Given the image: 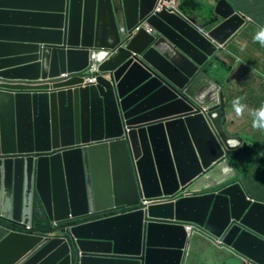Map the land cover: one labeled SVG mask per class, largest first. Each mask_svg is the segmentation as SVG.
Segmentation results:
<instances>
[{"label": "water", "instance_id": "1", "mask_svg": "<svg viewBox=\"0 0 264 264\" xmlns=\"http://www.w3.org/2000/svg\"><path fill=\"white\" fill-rule=\"evenodd\" d=\"M12 1L40 8L0 17L44 24L0 25L37 39L0 40V264H188L194 234L264 264V202L229 159L243 142L214 79L243 15L228 0L212 22L153 12L158 0ZM136 207L49 237L7 228Z\"/></svg>", "mask_w": 264, "mask_h": 264}, {"label": "crops", "instance_id": "2", "mask_svg": "<svg viewBox=\"0 0 264 264\" xmlns=\"http://www.w3.org/2000/svg\"><path fill=\"white\" fill-rule=\"evenodd\" d=\"M194 1L201 3L205 8L191 12L188 15L201 21L208 17V14L209 16L211 13L213 14L215 3L218 0ZM228 2L238 14L243 15L245 24L230 38L225 45V51L217 57L216 66L218 71L214 79L220 85L219 100L224 109V118H222L224 128L230 137L239 138L243 145L248 144L249 153L254 156L250 159V161H253L254 168L252 167V170L254 171L258 168V165L264 164V132L252 127L253 117L250 114L252 111L264 106V83L262 82L264 79V46L254 40L257 31L264 27V0H243V3L250 8L251 19L246 14L238 11L234 0H228ZM0 7L19 8L25 11L40 8L34 3L12 0H0ZM1 24L31 28L44 23L35 22L28 18L5 16L0 17ZM0 40L27 43L37 39L29 32L0 31ZM12 52L9 51V53ZM218 60L222 62V65L218 64ZM236 98H240L241 103L247 106L242 117H236L232 110V102ZM193 240L196 243L211 246L219 254L217 259L226 262L228 260L237 261V264H249L231 251L212 243L201 234H195ZM188 264L197 263L196 261L191 262L189 259Z\"/></svg>", "mask_w": 264, "mask_h": 264}, {"label": "trees", "instance_id": "3", "mask_svg": "<svg viewBox=\"0 0 264 264\" xmlns=\"http://www.w3.org/2000/svg\"><path fill=\"white\" fill-rule=\"evenodd\" d=\"M234 3L236 4L238 11L246 14L248 17L252 16L249 6L245 5L243 0H234ZM203 8L205 7L201 3L194 0H181L179 4V11L183 14H189ZM206 18L212 22V13L210 16L208 14V17ZM218 64L222 65V62L218 60ZM220 110L222 118H224L222 104H220ZM249 149L248 144H245L239 150L229 153V159L239 170H241V183L248 195L255 200L264 202V164L258 165V168L253 171V161H250L247 157V155L250 154ZM243 154L247 155L244 156ZM32 232L49 234L50 232H53V226L47 218L36 216L32 226Z\"/></svg>", "mask_w": 264, "mask_h": 264}, {"label": "built area", "instance_id": "4", "mask_svg": "<svg viewBox=\"0 0 264 264\" xmlns=\"http://www.w3.org/2000/svg\"><path fill=\"white\" fill-rule=\"evenodd\" d=\"M179 2L180 0H158L156 5L153 8V12H160L162 10H168V11H178V6H179ZM144 28V30L147 33L151 32V28L150 27H144L143 25H138L135 28V33L139 32L140 29ZM85 78H84V85H93L96 84L97 82V77H98V70L94 68L93 65H89V67L86 69L85 71ZM60 76H66V73H62ZM262 82L264 83V79L262 80ZM202 111H205L204 109ZM175 198H177V195L174 196ZM151 202H157V200H146V199H142L141 200V205L143 208L148 206L149 204H151ZM139 207L136 208H132V209H124V210H119V209H114L111 212H108L104 215H95V214H89L88 217L79 220V221H73V218L70 216L68 222H66L63 225H60L58 223H52L53 229L59 230L60 228H63L65 230H71L74 227L80 226V225H85V224H89V223H93V222H97V221H102L105 219H110V218H115L117 216H121V215H125L129 212H134L136 210H138ZM9 229V231H11L12 233L15 234H21V235H28V236H43L45 235L46 237L49 236H53L55 235L53 234H41V233H33L32 232V227L31 226H26V227H22V226H13V225H7ZM184 229L186 232H188V234L190 235L192 233V227L190 226H184Z\"/></svg>", "mask_w": 264, "mask_h": 264}, {"label": "clouds", "instance_id": "5", "mask_svg": "<svg viewBox=\"0 0 264 264\" xmlns=\"http://www.w3.org/2000/svg\"><path fill=\"white\" fill-rule=\"evenodd\" d=\"M181 1V0H180ZM180 4V2H179ZM178 11H179V6H178ZM175 11V12H178ZM180 12V11H179ZM249 19H251L249 17ZM202 31V30H201ZM254 40L259 42L262 46H264V27H261L257 33L254 36ZM246 105L241 103L240 98H236L235 100H233L232 102V110L235 113L236 117H242L245 110H246ZM251 116L253 117V121H252V127L254 129H258V130H264V106H262L261 108L252 111ZM242 148V147H241ZM253 199V198H252ZM255 200V199H254ZM10 226V225H9ZM32 227V226H31ZM8 228V227H7ZM10 229V228H8ZM185 230V229H184ZM53 231H55L53 229ZM195 235V234H194ZM193 235V236H194ZM215 244V243H214ZM217 245V244H216ZM223 248V247H221Z\"/></svg>", "mask_w": 264, "mask_h": 264}, {"label": "rangeland", "instance_id": "6", "mask_svg": "<svg viewBox=\"0 0 264 264\" xmlns=\"http://www.w3.org/2000/svg\"><path fill=\"white\" fill-rule=\"evenodd\" d=\"M261 131L264 132V130ZM247 157L249 160L254 158L252 154H248ZM217 258H219V254L214 251L211 246L203 245L202 243H196L195 240H193V245L190 249L189 256L191 262L196 261L197 264H237V261L228 260L226 262L225 260Z\"/></svg>", "mask_w": 264, "mask_h": 264}]
</instances>
